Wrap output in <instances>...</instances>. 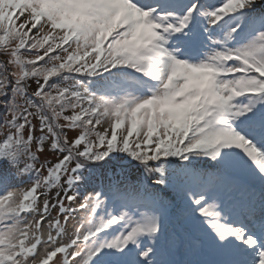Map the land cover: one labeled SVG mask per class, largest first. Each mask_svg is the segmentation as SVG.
<instances>
[{"label":"snow or ice","instance_id":"1","mask_svg":"<svg viewBox=\"0 0 264 264\" xmlns=\"http://www.w3.org/2000/svg\"><path fill=\"white\" fill-rule=\"evenodd\" d=\"M0 107V264H264V0H0Z\"/></svg>","mask_w":264,"mask_h":264},{"label":"trees","instance_id":"2","mask_svg":"<svg viewBox=\"0 0 264 264\" xmlns=\"http://www.w3.org/2000/svg\"><path fill=\"white\" fill-rule=\"evenodd\" d=\"M33 87L35 86L34 84L32 85ZM175 217H177V216H175ZM183 231V227H181V226H175V227H173V228H170V232L171 233H173V232H182Z\"/></svg>","mask_w":264,"mask_h":264},{"label":"rangeland","instance_id":"3","mask_svg":"<svg viewBox=\"0 0 264 264\" xmlns=\"http://www.w3.org/2000/svg\"><path fill=\"white\" fill-rule=\"evenodd\" d=\"M42 159H43V157H42Z\"/></svg>","mask_w":264,"mask_h":264}]
</instances>
